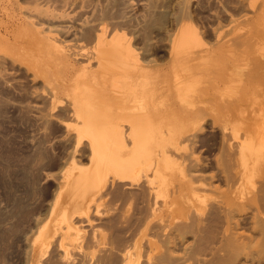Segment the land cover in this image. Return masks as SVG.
<instances>
[{
  "label": "rangeland",
  "instance_id": "1",
  "mask_svg": "<svg viewBox=\"0 0 264 264\" xmlns=\"http://www.w3.org/2000/svg\"><path fill=\"white\" fill-rule=\"evenodd\" d=\"M7 1L0 0V264H264V0ZM53 19L60 28L49 25ZM28 20L47 34L75 22L76 37L92 26L105 32L103 25L108 41L124 36L103 52L95 48L91 58L79 56L86 66L79 85L87 88L74 91L72 66L53 64L54 53L30 56L39 38L26 37ZM74 34L62 38L84 41ZM118 79L126 82L115 100L131 104L112 115L113 105L93 92H108ZM74 99L95 104L78 115ZM110 116L132 129L135 151L141 149L121 162L108 145L92 154V143L108 136V126L92 120ZM152 140L163 156L181 160L178 168L170 165L171 176L165 164L173 163L161 160V188L171 192L157 195L154 220L145 190ZM245 145L257 152L248 181L252 160L244 155V166L238 152ZM73 157L82 168L99 160L105 183L86 202L90 207L71 195L89 215L76 210V198L69 211V196L56 211L59 216L65 205L63 212L81 225L78 238L63 217H49ZM115 169L139 171L134 186H112L108 175ZM164 196L178 206H166ZM46 221L53 234L38 245ZM64 229L68 250L60 242Z\"/></svg>",
  "mask_w": 264,
  "mask_h": 264
},
{
  "label": "bare ground",
  "instance_id": "2",
  "mask_svg": "<svg viewBox=\"0 0 264 264\" xmlns=\"http://www.w3.org/2000/svg\"><path fill=\"white\" fill-rule=\"evenodd\" d=\"M10 1V0H9ZM9 1H7V2H9ZM46 1V0H45ZM50 1H52V0H50ZM69 1V0H68ZM11 2V1H10ZM13 2V1H12ZM46 2H49V1H46ZM70 3H71V1H69ZM69 3V4H70ZM74 3V2H73ZM5 4V3H4ZM19 4V3H18ZM7 5H8V3H7ZM13 5H14V2H13ZM67 5V4H66ZM10 6H12V5H10ZM15 6H16V4H15ZM23 6V5H22ZM71 6V5H70ZM13 7V6H12ZM19 7H21V6H19ZM49 7V6H48ZM7 8H8V6H7ZM10 8V7H9ZM8 8V9H9ZM16 8V7H15ZM18 8V7H17ZM17 8H16V11H17ZM24 9V8H23ZM7 11V10H6ZM9 11H10V9H9ZM13 11V10H12ZM11 11V12H12ZM15 11V10H14ZM21 11V10H20ZM8 12V11H7ZM22 13V12H21ZM24 13V12H23ZM27 13V12H26ZM7 14H9V13H7ZM19 14V13H18ZM29 14V13H28ZM23 15V14H22ZM24 15H26L25 13H24ZM12 16H13V14L11 15L10 14V17L12 18ZM62 16V15H61ZM20 17V16H19ZM22 17V16H21ZM20 17V18H21ZM58 17V16H57ZM63 17V16H62ZM69 17H71V16H68V18ZM13 18H14V16H13ZM15 18H17V16H15ZM29 18H30V15H29ZM39 18H40V16H39ZM22 19V18H21ZM25 19V18H24ZM30 19H33V17L32 18H30ZM50 19V18H49ZM46 20V19H45ZM11 21V20H10ZM20 21V20H19ZM22 21H24V20H22ZM26 21V20H25ZM29 21V20H28ZM27 21V23H28V26L30 27L26 32H25V34H26V37H30L31 35L32 36H38V38H39V40L38 41H36V42H34V44H32L31 46H30V48H29V54H31L30 56H32V57H34V56H36V55H42V54H45V53H54L55 54V56H56V60H54L52 63L53 64H64V65H66L67 64V66L69 65V66H72L73 67V73H74V77L75 78H73L74 80H73V82H72V86H73V89H74V91H79V90H85V88H87V86L86 85H79L80 84V81H81V76H83L84 74L82 73V70H84L85 69V65H83L82 63H80L79 62V56H82V55H87L89 58H91V57H93V53H95V48H97V47H101L100 48V52H103L105 49H107L108 48V42H110V43H115V44H121L122 42H120L121 41V39H122V36H124V35H121V36H117V37H114L112 40H110V41H108V39H107V36H106V30H107V26L106 25H103L100 29L102 30V31H105V32H96V29L94 28V26H92V28L90 27V29L89 30H86L85 32H82V31H79V32H81V34L78 36V37H76V35L75 34H77V32L75 33L74 31L76 30L75 28V26H77V25H75L74 23L75 22H71L70 24H66V25H62L61 27V29H56V30H54V29H50V27H47V28H49L50 29V32L47 34V33H45L44 31H42V30H40V28L38 29V28H36V26L34 25V22H32V21H29L28 22ZM67 20H65V22H66ZM71 21V20H70ZM14 23V22H13ZM47 23V22H46ZM57 23H59V22H54V19L52 20V21H49V25H51V24H57ZM64 23V22H63ZM15 24V23H14ZM42 24V23H41ZM48 25V26H49ZM60 25V23L57 25V26H59ZM37 26H38V24H37ZM55 27V26H54ZM26 28H28V27H25V29ZM51 28H53L52 26H51ZM58 28H60V26L58 27ZM88 28V27H87ZM24 29V30H25ZM48 29V30H49ZM71 32V33H70ZM75 33V34H74ZM65 34H74L73 36H74V39H75V37H76V40H79V41H81V40H84V41H82L80 44H77V43H66V39H64V38H62V36L63 35H65ZM66 38V37H65ZM96 40V45L92 48V49H90V48H88L87 47V43H89V42H92V41H95ZM122 58H119V60H121ZM142 68L143 70H146V71H151L152 69L149 67V66H142L141 64H138L137 65V68ZM93 79H95V77L93 78ZM125 82H126V80L125 79H118V81H115V83L113 84V87L111 88V89H109L108 90V92H104V90L103 91H94L93 92V95L94 96H97L99 93H100V96H104L105 97V99L104 100H108V105H110V106H112L113 105V107H114V109H113V107H112V111H110L111 113H112V115H114V113L118 110V109H120V110H125V109H127V106H129L130 104H131V102L130 101H126V102H119V101H116L115 100V98H114V96L116 95V93H117V89L119 88V87H123V86H125ZM181 95V94H180ZM180 97H182V96H180ZM183 97L185 98V96L183 95ZM77 98V97H76ZM181 100H182V98H181ZM189 101V100H188ZM74 109H75V112H76V114H78V115H80V114H85L86 112H88V110L89 109H91L93 106H94V104H95V102H94V100H88V101H85V102H79L78 101V99H74ZM114 110V111H113ZM111 113H109V114H111ZM109 114H108V116H109ZM111 117V119L108 117V118H106V119H108V120H103V119H101V120H92V123H95V124H98V125H104V126H108V136H102L100 139H98L96 142H93L92 143V150H93V152H92V154L93 153H96V152H99V151H102V150H105L106 148H107V145H108V154L112 157V155H113V160L114 161H116V162H121V161H123V160H125L126 158H128V157H130V156H133L134 154H136L137 152H139L141 149H137L136 151H135V149H136V144H138L137 143V141L135 140V138H134V133H133V131H132V129H130V128H128L125 124L124 125H119V124H116L115 123V121H113V117L114 116H110ZM105 119V118H104ZM148 124L149 125H152V120L150 119V118H148ZM151 123V124H150ZM153 123H154V121H153ZM158 124V123H157ZM154 140H156V139H154ZM153 141V140H152ZM156 142V141H155ZM154 141L153 142H151V145L153 146V148H152V146L150 147L149 146V149H147L146 150V153L148 154V157L150 156V157H152L153 158V162L151 163V166H152V169H151V175L150 176H148L147 175V179H146V183H147V189H145L147 192H148V195H149V198H150V200H151V203H149V204H151V206H149V204H148V207L150 208V207H152L150 210H152L150 213L151 214H154V215H152V219L154 220L155 218H153L154 216H156V212H154V210H155V208H154V204H158L157 203V201H156V197H157V199L159 198L157 195L159 194V192L160 191H163V189H164V187H162L161 188V186H163L162 184H163V182H162V180L164 181V177H166V175H165V169L163 170V168H161V160H164L166 163L167 162H172L173 164H165V166H166V171H167V168L168 167H170V169H171V171L169 172V170L170 169H168V172H169V174H170V176H171V172H172V170L174 169V167H171V166H173V165H175L176 167L175 168H178V164L180 163V161L178 160V158H180V157H175V156H172V155H170V154H164V156L160 153V152H158V150L157 149H155V147H154V144H156ZM114 145H117V147H115V149H112V148H110L111 146L112 147H114ZM157 145H158V143H157ZM156 145V146H157ZM134 147V148H133ZM253 148H255L254 146H252ZM250 145H245V146H241L240 147V149H239V153H240V155L241 156H243L242 157V159H244L243 161H246L247 160V162H243L242 161V163H244V166L246 165H248V159L245 157L246 155H247V157L248 156H250L249 157V159L250 160H252V157H251V155L252 156H254V155H256V151L252 148ZM138 148V147H137ZM151 148V149H150ZM157 148V147H156ZM136 152V153H135ZM238 153V154H239ZM245 155V156H244ZM238 157H239V155H238ZM256 156H254V159H256L255 158ZM236 158V157H235ZM245 158H246V160H245ZM239 159H240V157H239ZM239 159H236V160H238L239 161V164L241 163L240 162V160ZM249 160V161H250ZM259 160V159H258ZM163 161V162H164ZM174 161V162H173ZM177 161H179V163L177 164ZM253 161H254V163H255V160H252V162H250L249 163V165H251V163H253ZM162 162V163H163ZM237 162V161H236ZM235 162V163H236ZM177 164V165H176ZM69 166H70V168H68V169H66V170H64V172H63V180L61 181V183L59 184V188H58V192H56V195H55V199H54V202H53V205L51 206V214H50V220H51V215H52V213H53V215H54V213L57 211V209L59 208L60 209V207H62V202L63 201H67V199H68V196L70 197V199H71V201L74 199V198H76V199H74V201L75 200H78L77 202V204H76V202H73L72 204H71V202H70V206H67V208H69V211H70V207L74 204H76V208H75V206H74V208L78 211H80V214L82 213H87V210H88V208L86 207V205H85V208H82L81 207V210L80 209H78V204L80 203L81 204V201H80V198L83 200L82 201V205H84V204H88L89 202V204L91 205V201H93V200H95V198H96V195L97 194H99L100 193V191L102 190V188L104 187V185H105V183H104V177L102 176L103 174H104V172H103V169L104 168H102V165H101V163H100V161L99 160H97V159H95L94 157L91 159V166L90 167H88V168H82V167H80V166H78L77 165V162L74 160V157H73V159H72V161L68 164ZM68 165H67V167H68ZM168 165V166H167ZM171 165V166H170ZM236 165V164H235ZM237 165H238V163H237ZM254 165V164H253ZM181 166V165H180ZM241 166V168H243L242 166L243 165H240ZM162 167H164V164H163V166ZM182 167H184V166H182ZM181 167V168H182ZM238 167V166H237ZM250 167V166H249ZM238 168H240V167H238ZM241 168H240V170H241ZM244 168H246V167H244ZM251 168V169H250ZM249 169H248V166H247V169H245L246 170V172L248 171V176H245V179L244 180H247V179H249L250 180V176L252 175V165H251V167H250ZM75 169H77L78 170V172H76V170ZM236 169V168H235ZM73 170H75V172L73 171ZM183 170H185L184 168H183ZM238 170V169H237ZM240 170H238V171H240ZM163 171L165 172L164 173V176H163ZM174 171V170H173ZM185 172V171H184ZM242 172V171H241ZM240 172V173H241ZM251 172V173H250ZM236 173H237V171H236ZM243 173H244V171H243ZM243 173H241V175L243 174ZM244 174H246V173H244ZM246 174V175H247ZM249 174H250V176H249ZM138 175H139V171H131V172H128V171H124V170H119V169H115V170H113L112 172H111V175H108V182H110V183H112V186H113V183H116V184H120V186H123L124 184H131L130 186H134V185H132V184H134L135 183V181L138 179ZM236 175V174H235ZM237 175L238 176H240L238 173H237ZM162 177H163V179H162ZM248 177V178H247ZM242 178H244L243 176H242ZM241 178V179H242ZM160 179H162V180H160ZM170 180V178H168V176H167V180ZM189 179V178H188ZM240 179V180H241ZM192 180V179H191ZM244 180L242 179L241 181H243V183L242 182H239V183H242V184H244ZM171 181V180H170ZM170 181H166L167 183H169ZM248 181V180H247ZM106 182V181H105ZM125 182H129V183H125ZM161 182H162V184H161ZM166 182H165V184L164 185H167L166 184ZM189 182V181H188ZM246 182V181H245ZM121 183H124L123 185L121 184ZM172 182H170V184H171ZM191 183V182H190ZM247 183V182H246ZM137 184H138V181H137ZM161 184V185H160ZM109 185V184H108ZM246 185V184H245ZM120 186H118V187H120ZM138 186V185H137ZM146 186V185H145ZM241 186H243V185H241ZM116 187V186H115ZM167 187H168V185H167ZM162 189V190H161ZM170 189V188H169ZM144 190V191H145ZM165 190V189H164ZM168 190V189H167ZM240 190V189H239ZM179 191V190H178ZM164 192V195H165V193H167L166 191H163ZM171 191L169 190V193H170ZM172 192H173V195L174 194H176V192L174 193V190H172ZM181 192V191H180ZM169 193H167L166 195H170ZM72 194H75L76 196H79L80 198L78 199L76 196L74 197V196H71ZM184 194V193H183ZM173 195L171 196V197H173ZM98 196V195H97ZM245 196V195H244ZM167 197V196H166ZM165 196H164V204L166 205V206H168V207H172V205L171 204H173L174 203V205H176V206H178L177 204L178 203H175V202H177V200L176 201H174L171 197V199H172V201H169V200H167V199H169V196L166 198ZM186 197H187V195H186ZM189 197V196H188ZM243 197V196H242ZM163 198V197H162ZM166 198V199H165ZM246 198V197H245ZM199 199V198H198ZM97 200V199H96ZM149 200V201H150ZM191 201V199H188V201ZM80 201V202H79ZM148 201V202H149ZM196 201V200H195ZM86 202H88V203H86ZM156 202V203H155ZM60 204H61V206H60ZM88 204V205H89ZM69 205V204H68ZM82 205H80V206H82ZM87 205V206H88ZM90 205H89V207H90ZM173 205V206H174ZM157 206V205H156ZM84 207V206H83ZM64 208L66 209V207H65V205H64ZM59 209H58V211H59ZM63 210V211H65V212H68L67 211V209L66 210ZM60 211H61V209H60ZM62 211V213L60 214L59 213V216H58V213L56 212V215H57V217H59V218H56L54 221H57L58 222V219L59 220H62V218L61 217H63V220L62 221H60L61 223L62 222H65V226H66V229L67 228H69V230L68 231H70V230H73V232H74V230H75V232L78 234L77 235V237L76 238H78V237H80L79 235L81 234V231L82 230H80V226H78V224L77 223H75V221H73L71 218H69L70 216H68L69 215V213H66L65 214V212H63ZM73 211V210H72ZM156 211V210H155ZM89 213L90 212H88L87 214L89 215ZM150 214V215H151ZM62 215V216H61ZM149 215V216H150ZM72 216V215H71ZM81 216V215H80ZM83 216V215H82ZM87 216V215H86ZM55 217V215L54 216H52V221H53V218ZM149 218V217H148ZM147 217H146V219H145V221L146 220H148V222H151V221H153V220H149ZM80 219V218H79ZM83 219V218H82ZM84 219H86V220H91L90 218H89V216H87V218H84ZM75 220V219H74ZM49 221V220H48ZM79 221V220H78ZM84 221V220H83ZM82 221V222H83ZM89 222H91V221H89ZM53 223V222H52ZM45 224V223H44ZM46 224H48L47 226H48V228H47V226H46V228L44 227V228H40V230H39V233L37 234L38 235V237L36 236L35 238L37 239V238H39V239H37V242L36 243H38L39 241H43V240H41V239H44V241H45V239L46 240H49L50 238H51V236H50V233H52V231L50 232L49 230H50V225H49V223H47V221H46ZM51 224V223H50ZM147 224V223H146ZM61 225V224H60ZM59 225V226H60ZM42 226H44V225H42ZM53 226H54V224H53ZM68 226V227H67ZM73 228V229H72ZM52 229V228H51ZM66 229H64V230H66ZM66 230V233L64 234V235H66L67 233H68V231ZM56 231V230H55ZM54 232V231H53ZM53 234V233H52ZM63 236V235H62ZM69 236V235H68ZM50 237V238H49ZM67 237V235L66 236H63V237H61V240H60V242L63 244V242H64V238H66ZM70 237H72V236H70ZM49 238V239H48ZM60 239V238H59ZM39 240V241H38ZM73 242V241H72ZM65 243V242H64ZM71 243V242H70ZM40 243H38V245H39ZM72 244V243H71ZM34 245V244H33ZM37 245V244H36ZM41 245V244H40ZM42 245H45V244H42ZM67 245L68 244H64V246L66 247L65 249H67ZM75 245V244H74ZM70 246V245H69ZM43 247V246H42ZM36 248V247H35ZM41 248V247H40ZM33 249V248H32ZM39 249V248H38ZM69 249V248H68ZM67 249V250H68ZM41 251H42V249H41ZM73 251V250H72ZM34 254V253H33ZM32 254V255H33ZM38 257V256H37ZM36 257V258H37Z\"/></svg>",
  "mask_w": 264,
  "mask_h": 264
}]
</instances>
